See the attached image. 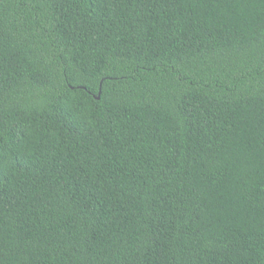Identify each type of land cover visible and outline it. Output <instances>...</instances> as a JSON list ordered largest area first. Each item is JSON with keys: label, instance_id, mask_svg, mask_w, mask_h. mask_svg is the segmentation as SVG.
Masks as SVG:
<instances>
[{"label": "trees", "instance_id": "16d2710c", "mask_svg": "<svg viewBox=\"0 0 264 264\" xmlns=\"http://www.w3.org/2000/svg\"><path fill=\"white\" fill-rule=\"evenodd\" d=\"M0 264H264V0H0Z\"/></svg>", "mask_w": 264, "mask_h": 264}]
</instances>
